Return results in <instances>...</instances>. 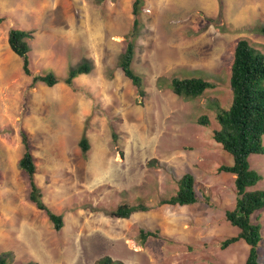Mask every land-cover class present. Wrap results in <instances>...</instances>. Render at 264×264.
I'll use <instances>...</instances> for the list:
<instances>
[{"label":"rangeland","instance_id":"rangeland-1","mask_svg":"<svg viewBox=\"0 0 264 264\" xmlns=\"http://www.w3.org/2000/svg\"><path fill=\"white\" fill-rule=\"evenodd\" d=\"M133 1L0 0L6 18L0 27V255L8 253L11 264H96L103 257L124 264L246 259L243 240L220 248L238 229L224 218L235 203L234 176L217 171L233 160L212 134L219 128L218 109L232 101L236 41L247 38L264 47V37L253 32L264 26V0H143L132 68L143 78L144 97L117 67ZM12 27L31 33L34 74L64 77L84 59L92 71L75 79V90L62 83L28 88L20 60L7 45ZM172 78H201L213 88L183 99L172 93ZM201 116L208 125L198 124ZM20 130L32 147L43 203L63 216L58 232L27 200V179L18 168ZM82 134L89 143L85 155ZM248 160L262 177L248 190L264 191V155ZM185 174L194 178L198 202L157 206L177 192ZM139 201L153 210L127 220L109 215L119 204ZM252 219L260 226L264 264V210ZM141 230L157 237L141 240Z\"/></svg>","mask_w":264,"mask_h":264},{"label":"trees","instance_id":"trees-1","mask_svg":"<svg viewBox=\"0 0 264 264\" xmlns=\"http://www.w3.org/2000/svg\"><path fill=\"white\" fill-rule=\"evenodd\" d=\"M143 0H134L132 3V25L124 42L123 50L119 56L117 67L140 97L145 96L143 78L136 74L132 68L134 60L135 39L140 26L139 14ZM213 22V19H209ZM6 18L0 15V27ZM253 32L264 37V26L255 27ZM31 33L22 28L12 27L7 32V45L10 51L19 58L21 70L29 79L28 88L37 84L46 87H54L64 84L75 90V79L88 75L93 67L89 60H82L78 64L69 67L64 77L55 73L41 72L34 74L30 59V46L28 40ZM264 47L251 43L247 38H239L234 47L233 61L230 69L229 86L232 101L229 108H219L216 114L218 129L213 130V140L219 144L224 152L232 157L231 165H222L217 171L234 176L233 185L235 192V203L231 210L224 212L225 220L238 229L235 237L225 239L221 249H226L231 244L243 240L249 247L243 264H263L259 261L258 246L261 241L260 226L253 223L252 217L258 211L264 210V191H250L261 179V175L250 167L249 157L251 155H264L262 138L264 136ZM172 93L183 99H195L204 94L213 85L201 78H172L169 82ZM218 105V104H217ZM206 116L198 118L199 125H208ZM22 144V154L18 161V168L26 176L28 183V202L37 210L44 213L47 221L52 225L54 231H60L64 226L62 215L53 213L42 201V194L36 185L34 177L36 174L35 160L32 155V147L25 131L19 132ZM113 138H116L113 135ZM82 155L89 150V143L82 134L79 141ZM198 199L195 194L194 178L191 174L183 175L178 181L177 192L169 198L160 199L157 206H189L196 204ZM154 207L139 201L136 204H119L109 215L116 219L127 220L133 214L147 213ZM141 240L148 237L156 238V232L139 231ZM0 264H11L8 253L0 255ZM27 264H38L30 262ZM96 264H124L114 261L110 257L99 259Z\"/></svg>","mask_w":264,"mask_h":264},{"label":"crops","instance_id":"crops-1","mask_svg":"<svg viewBox=\"0 0 264 264\" xmlns=\"http://www.w3.org/2000/svg\"><path fill=\"white\" fill-rule=\"evenodd\" d=\"M238 255V254H237ZM237 257H239V256H237ZM232 260H235V258L234 259H232ZM244 263V258H243V262H241V264H243Z\"/></svg>","mask_w":264,"mask_h":264}]
</instances>
